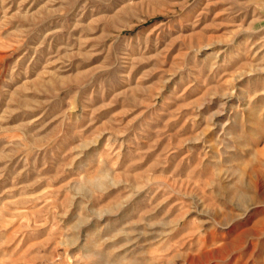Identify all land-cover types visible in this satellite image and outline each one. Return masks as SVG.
Returning <instances> with one entry per match:
<instances>
[{"label":"rangeland","instance_id":"374dc122","mask_svg":"<svg viewBox=\"0 0 264 264\" xmlns=\"http://www.w3.org/2000/svg\"><path fill=\"white\" fill-rule=\"evenodd\" d=\"M0 264H264V0H0Z\"/></svg>","mask_w":264,"mask_h":264}]
</instances>
